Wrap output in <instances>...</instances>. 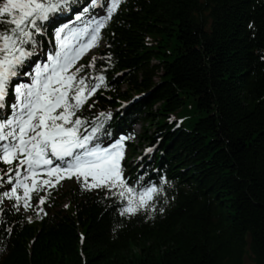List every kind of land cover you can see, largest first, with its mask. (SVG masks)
<instances>
[{
  "label": "trees",
  "instance_id": "trees-1",
  "mask_svg": "<svg viewBox=\"0 0 264 264\" xmlns=\"http://www.w3.org/2000/svg\"><path fill=\"white\" fill-rule=\"evenodd\" d=\"M94 71L89 115L144 95L120 121L162 156L155 210L73 186L31 223L6 212L0 264H264V0H128Z\"/></svg>",
  "mask_w": 264,
  "mask_h": 264
},
{
  "label": "snow or ice",
  "instance_id": "snow-or-ice-1",
  "mask_svg": "<svg viewBox=\"0 0 264 264\" xmlns=\"http://www.w3.org/2000/svg\"><path fill=\"white\" fill-rule=\"evenodd\" d=\"M72 2L0 0V163L7 165L0 169V188L8 185L0 191V205L7 199L12 201L10 210L27 209L33 193L47 192L62 178L75 177L84 188L102 189L105 196L116 197L121 215L154 209L150 202L163 188L151 180L144 183L143 175L130 183L122 164L124 137L108 143L102 139L109 135L104 123L112 114L101 112L89 122L81 111L97 89L108 86L104 73L88 78L78 75L84 65L73 68L98 43L101 29L121 0H87L75 12V23L55 28L56 47L43 53L46 60L26 66L41 44L37 37L45 32L46 22L71 11ZM95 59L89 61L90 67H95ZM160 180L166 183L164 177ZM46 199L37 196L40 205ZM0 223L5 231H12L3 207Z\"/></svg>",
  "mask_w": 264,
  "mask_h": 264
},
{
  "label": "bare ground",
  "instance_id": "bare-ground-1",
  "mask_svg": "<svg viewBox=\"0 0 264 264\" xmlns=\"http://www.w3.org/2000/svg\"><path fill=\"white\" fill-rule=\"evenodd\" d=\"M77 11V10H76ZM113 16H114V14H113ZM108 30V29H107ZM105 32V31H104ZM154 82H156V83H159V77H155L154 78ZM191 108V107H190ZM157 116V115H156ZM155 117V115H153V118ZM158 117V121H163V122H166V123H168L169 125H173V126H175L176 125V127L177 128H180L181 126L183 127V125H184V122H183V119H179V118H181V116L178 118V116L177 115H175V116H171L170 118H166L165 119V121H164V118L165 117H160V116H157ZM143 125L144 126H146V127H148L149 125L146 123V122H144L143 123ZM158 151V150H157ZM156 152H155V150H154V154H155ZM154 154H152L151 155V157L149 158V160H155V161H158V157H159V159H161L162 158V156H160V153L159 152H157V156L155 157V156H153ZM148 160V161H149ZM157 164H158V162H157ZM183 184V183H182ZM184 185V184H183ZM150 209H152V210H155V208L153 209V208H150ZM162 215H164V214H162ZM1 232H5V230H3V229H1Z\"/></svg>",
  "mask_w": 264,
  "mask_h": 264
},
{
  "label": "rangeland",
  "instance_id": "rangeland-1",
  "mask_svg": "<svg viewBox=\"0 0 264 264\" xmlns=\"http://www.w3.org/2000/svg\"><path fill=\"white\" fill-rule=\"evenodd\" d=\"M190 107H191V106H190ZM146 128L150 131V128H149V127H146ZM134 129H135L134 131H135L136 133H138V132L141 133V132H142V129H141V127H140L139 125H136ZM152 132H153V131H152ZM245 264H253V262H252L249 258H247Z\"/></svg>",
  "mask_w": 264,
  "mask_h": 264
}]
</instances>
